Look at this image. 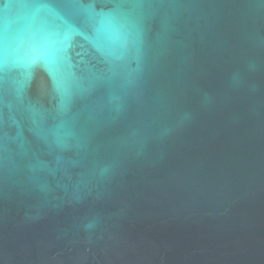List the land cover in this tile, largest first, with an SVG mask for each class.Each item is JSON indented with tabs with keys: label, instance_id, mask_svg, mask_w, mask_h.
<instances>
[{
	"label": "water",
	"instance_id": "obj_1",
	"mask_svg": "<svg viewBox=\"0 0 264 264\" xmlns=\"http://www.w3.org/2000/svg\"><path fill=\"white\" fill-rule=\"evenodd\" d=\"M0 264H264V0H0Z\"/></svg>",
	"mask_w": 264,
	"mask_h": 264
}]
</instances>
